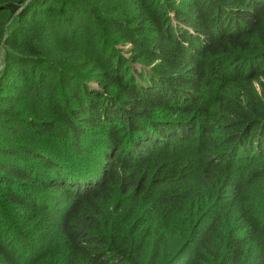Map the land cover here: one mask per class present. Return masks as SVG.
<instances>
[{"label": "trees", "instance_id": "obj_1", "mask_svg": "<svg viewBox=\"0 0 264 264\" xmlns=\"http://www.w3.org/2000/svg\"><path fill=\"white\" fill-rule=\"evenodd\" d=\"M0 264H264V0H0Z\"/></svg>", "mask_w": 264, "mask_h": 264}, {"label": "clouds", "instance_id": "obj_2", "mask_svg": "<svg viewBox=\"0 0 264 264\" xmlns=\"http://www.w3.org/2000/svg\"><path fill=\"white\" fill-rule=\"evenodd\" d=\"M133 65H134V64H133ZM133 67H134V66H133ZM137 68L139 69V68H141V67H138V66H137ZM145 68H146V67H145Z\"/></svg>", "mask_w": 264, "mask_h": 264}]
</instances>
